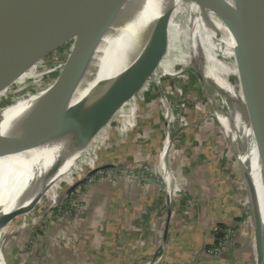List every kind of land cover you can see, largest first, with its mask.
<instances>
[{
  "label": "rangeland",
  "instance_id": "rangeland-1",
  "mask_svg": "<svg viewBox=\"0 0 264 264\" xmlns=\"http://www.w3.org/2000/svg\"><path fill=\"white\" fill-rule=\"evenodd\" d=\"M180 3L173 10L166 31L175 29L176 32H182V13L177 10ZM149 6L150 0L148 10ZM200 10L203 12L205 8ZM41 15L43 14L40 13L35 17ZM94 17L96 22L97 14H94ZM226 22L230 34L224 29V26L227 27ZM201 26L196 30L195 38L190 45L192 44L197 59L202 56L208 62L221 63H219L221 69L219 68L218 74L227 83V89L223 85L220 86L221 83L216 84V87L210 82L204 84L203 79L194 73L197 72V67L187 63L185 46L178 41L176 34L166 32L163 43L169 42L170 51L161 49L159 55L162 58H158L148 78L147 68H143L137 75L139 80L147 78L143 86L137 92L131 89L133 95L130 97L132 96L131 98L135 101L137 118L118 121L112 112L111 118H108L109 121L105 120L88 139V144L73 154L51 175L52 185L42 193L37 205L29 208L28 211L19 209V212H15L16 215L10 222L8 232L2 237V251L7 264H16L18 260L21 264L29 263V261L34 263L32 257L36 258L34 260L36 264H58L54 261L52 263L50 247L59 246L64 250L69 241L60 237L66 233H72L71 228L76 226V223H79L84 216L99 213V188L102 186L113 188L120 181L124 184L144 185L153 180H160L163 190L161 200L168 198V201H171L172 189L177 188L179 179L174 172L169 179L168 174L162 175L160 169L162 165H157L156 160L159 159H154L156 157L154 154L161 156L164 152L177 150V142L175 143L174 140L194 130H198V151L212 149L217 152L219 162L222 163V166L219 163L221 172L229 175L226 179L230 180L231 186L227 189L232 201L240 204L246 214L248 213L247 217L245 215V220L252 226L251 253L244 259L245 264H259L253 207L244 177V172L251 170L247 137L250 138L251 143L257 138L256 131L252 127L253 109L248 104V102L254 104V101L250 94L243 91L244 86L249 82L248 75L222 6L210 18L205 15ZM84 35L85 33L81 31L69 33L57 41L55 48H47L31 58L30 65L19 63L10 68L11 70L24 68L25 71L13 73L8 77L10 84H6L5 88L0 86V109L11 105L12 99L20 97L29 99L41 94L44 89H52L63 76L67 64L81 52L82 47L76 49L75 46L83 40ZM205 40L207 47L204 45ZM221 52L222 55L219 56ZM168 53H170L168 57H163ZM77 66L78 63H70L67 66V72L73 71ZM3 77L4 73L0 70V83L4 81ZM219 110L233 116L232 121L237 127L240 139V154L235 152L236 149L231 145L229 137L213 115V111ZM106 121L108 122L103 127ZM255 124L256 128L262 132L261 117L258 112ZM210 136L215 137V145L205 143ZM263 141L262 139L261 142ZM252 147L255 149L254 145L250 144L251 149ZM5 154L22 158L19 154ZM19 160L21 159L16 160L15 163ZM252 165L255 171L254 158ZM0 170L1 176L4 170ZM232 179L235 181L234 187H232ZM25 208H28V205ZM165 208H167L166 205ZM258 208H260L259 204ZM170 210H168L169 214L172 213ZM218 210V214H221L220 206ZM241 232L240 226L237 228L233 225L226 226L225 235L221 238L226 239L212 257L216 259L220 258L222 253H229L238 241L237 237L235 238L236 234ZM29 233H31L30 239H27L28 237L26 240L20 239ZM73 242L75 239H72L69 244L72 246ZM239 248L243 247L240 245ZM75 251L78 250L75 248ZM64 256L62 254V257ZM59 264H65V262L60 261ZM151 264H155V261Z\"/></svg>",
  "mask_w": 264,
  "mask_h": 264
},
{
  "label": "bare ground",
  "instance_id": "bare-ground-1",
  "mask_svg": "<svg viewBox=\"0 0 264 264\" xmlns=\"http://www.w3.org/2000/svg\"><path fill=\"white\" fill-rule=\"evenodd\" d=\"M59 1L0 0V43L9 38H11L10 42H14L29 33L50 14ZM178 3L180 5L177 10L181 11L183 19L181 22L182 32L170 29L166 31L167 34H176L178 41L185 46L187 63H192L197 67V73L201 74L204 84L210 82L216 87V84L221 83L220 86L223 85L227 89V83L218 74L221 63L208 62L202 56L197 59L192 44L190 45L195 38L196 30L202 25L205 15L210 18L217 9H220L221 5L218 0H208L205 10L202 12L197 5L199 0L197 2L196 0H177ZM148 4L149 0H101L87 22V27L89 30L91 29L94 36L93 47L77 66L84 69L93 64L102 63L100 75L91 86L96 85L97 81L107 80L118 73L119 52L128 43H133L152 28L153 18L150 8L148 10ZM40 13L43 15L35 17ZM94 14H97L96 22H94ZM22 22H26V26L17 35L18 25ZM224 29L230 34L228 24L227 27L224 26ZM206 44L207 41L204 42L205 47H207ZM170 46L169 42L162 43L160 51H162L161 49L170 51ZM169 55L170 53L163 57L166 58ZM221 55L222 52L219 53V56ZM145 79L139 80L136 77L132 83L84 91L65 102L64 112L56 121L34 128L13 140L0 144V169L4 170L0 176V220L2 216H7L9 219L6 224L0 221V264H7L2 251V237L8 232L15 212L19 209L28 211L37 205L42 193L52 185L51 175L85 145L107 119L127 89ZM49 90L51 88L44 89L41 94L29 99L22 97L12 99L11 105L0 109V121L7 122L13 119ZM214 98L218 101L216 97ZM259 109L264 116L260 106ZM213 115L229 137L231 145L236 149L235 152L240 154V139L237 127L232 121L233 116L223 110L213 111ZM247 138L249 141L248 159L251 163L252 177L256 184L262 214V254L259 257V264H264V153H261L257 138L253 139V143L249 137ZM254 140H256L255 143ZM250 144L254 145L255 149L253 147L251 149ZM5 153L19 154L22 155V158ZM253 158L256 163L255 171L252 167ZM18 159L21 160L15 163ZM27 205L28 208H25Z\"/></svg>",
  "mask_w": 264,
  "mask_h": 264
},
{
  "label": "crops",
  "instance_id": "crops-1",
  "mask_svg": "<svg viewBox=\"0 0 264 264\" xmlns=\"http://www.w3.org/2000/svg\"><path fill=\"white\" fill-rule=\"evenodd\" d=\"M131 97L125 93L110 115L114 112L118 121L137 118ZM185 134L174 140L177 150L161 156L154 154V159H159L157 165H162V175L168 174L169 179L174 172L179 179L177 188L172 189L171 201L161 200L160 180L144 185L120 181L113 188L100 187L99 213L84 216L73 225L72 233L60 237L69 243L75 239L72 246L67 243L64 250L50 247L52 263L151 264L160 259L156 264H245L244 259L251 253L252 226L245 220L248 213L232 201L227 189L231 186L226 179L229 175L221 172L217 152L198 151V130ZM207 138L206 144L215 145L214 136ZM231 182L234 187V179ZM221 224L240 226L242 232L236 234L238 241L229 253L214 259L207 250L215 244V229ZM30 235L20 239H30ZM32 258L36 264V258Z\"/></svg>",
  "mask_w": 264,
  "mask_h": 264
},
{
  "label": "water",
  "instance_id": "water-1",
  "mask_svg": "<svg viewBox=\"0 0 264 264\" xmlns=\"http://www.w3.org/2000/svg\"><path fill=\"white\" fill-rule=\"evenodd\" d=\"M100 2L101 0H60L50 14L29 33L14 42H10L11 38L1 42L0 70L4 73V81L0 83V86L5 88L6 84H10L8 77L13 73L25 71L24 68L16 70L10 68L19 63L30 65L31 58L47 48H55L61 37L81 31L85 33V37L75 47L76 49L82 47V50L70 62L79 64L93 47L94 36L87 27V22ZM218 2L228 18L232 36L248 75L249 82L246 83L243 91L250 94L254 101V104L251 102L248 104L253 109L252 127L256 131L257 141L263 154L264 141L261 142V139L264 140V121L259 106L264 112V0H218ZM207 3L208 0H199L198 5L200 8H205ZM177 5V0H150L152 28L141 38H137L133 43H128L123 47V50L119 52V71L109 79L97 81L96 85L91 86L100 75L102 63L99 62L84 69L76 67L73 71L67 72V66L70 64L68 63L63 76L51 90L23 109L13 119L7 122L0 121V144L13 140L34 128L56 121L64 112L65 102L84 91L132 83L143 68L148 69V78L158 58H162L159 51L164 41L169 19ZM221 15L224 17L223 14ZM25 26L26 22L19 24L16 34L19 35ZM194 73L202 79L201 74ZM144 81L130 86L126 95H133L131 89L137 92L143 86ZM257 112L261 117L262 132L256 128ZM87 144L88 142L85 146ZM244 177L253 207L255 243L260 257L262 254V214L258 208V195L252 171L244 172ZM8 220L7 216H2L0 221L6 224Z\"/></svg>",
  "mask_w": 264,
  "mask_h": 264
},
{
  "label": "built area",
  "instance_id": "built-area-1",
  "mask_svg": "<svg viewBox=\"0 0 264 264\" xmlns=\"http://www.w3.org/2000/svg\"><path fill=\"white\" fill-rule=\"evenodd\" d=\"M219 231H221V229H219V228L217 227V228L215 229V234L218 233ZM223 232H225V231H223ZM225 239H226V238H224V239H219L217 242H215V244L207 250L208 255L213 256V254L216 253L217 248H218L219 246H222V245H223V242H224ZM214 247H215V248H214ZM217 253H218V251H217ZM158 261H160V259H159V260L155 259V264H156Z\"/></svg>",
  "mask_w": 264,
  "mask_h": 264
},
{
  "label": "trees",
  "instance_id": "trees-1",
  "mask_svg": "<svg viewBox=\"0 0 264 264\" xmlns=\"http://www.w3.org/2000/svg\"><path fill=\"white\" fill-rule=\"evenodd\" d=\"M218 227H219V229H221V231H219L218 233L215 234L216 242H217L219 239H221V238L224 237L225 234H224L223 231H225L226 225L221 224V225H219Z\"/></svg>",
  "mask_w": 264,
  "mask_h": 264
}]
</instances>
